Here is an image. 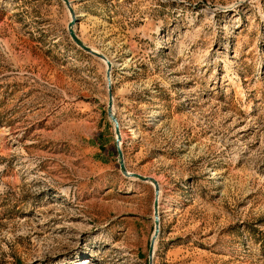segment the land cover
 Instances as JSON below:
<instances>
[{
    "label": "rangeland",
    "instance_id": "374dc122",
    "mask_svg": "<svg viewBox=\"0 0 264 264\" xmlns=\"http://www.w3.org/2000/svg\"><path fill=\"white\" fill-rule=\"evenodd\" d=\"M69 1L151 264H264V0ZM68 18L0 0V264H147Z\"/></svg>",
    "mask_w": 264,
    "mask_h": 264
},
{
    "label": "water",
    "instance_id": "95a60500",
    "mask_svg": "<svg viewBox=\"0 0 264 264\" xmlns=\"http://www.w3.org/2000/svg\"><path fill=\"white\" fill-rule=\"evenodd\" d=\"M60 1L64 5L68 13L69 18L68 21L66 22V32L70 40L82 51L99 59L104 64V79H105V87H106L105 114L113 130V143H114V150L116 154V162H117L118 170L124 177L135 178L143 182H148L152 185L153 197L151 203V211H152L153 227L147 246V264H151L154 240L158 234V194H159L158 183L151 176L141 175L126 169L123 162L122 151L120 149V132L118 128V122L112 110V95H111V81H110L111 62L107 59V57L103 53L91 48L78 37V35L76 34L73 28L76 22V15L71 7V3L69 0H60Z\"/></svg>",
    "mask_w": 264,
    "mask_h": 264
},
{
    "label": "bare ground",
    "instance_id": "6f19581e",
    "mask_svg": "<svg viewBox=\"0 0 264 264\" xmlns=\"http://www.w3.org/2000/svg\"><path fill=\"white\" fill-rule=\"evenodd\" d=\"M112 64V63H111ZM120 138H121V133H120Z\"/></svg>",
    "mask_w": 264,
    "mask_h": 264
}]
</instances>
